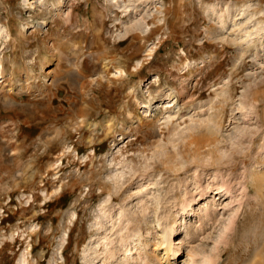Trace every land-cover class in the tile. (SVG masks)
I'll return each mask as SVG.
<instances>
[{"label": "rangeland", "instance_id": "rangeland-1", "mask_svg": "<svg viewBox=\"0 0 264 264\" xmlns=\"http://www.w3.org/2000/svg\"><path fill=\"white\" fill-rule=\"evenodd\" d=\"M0 62V264H264V0H0Z\"/></svg>", "mask_w": 264, "mask_h": 264}, {"label": "bare ground", "instance_id": "bare-ground-1", "mask_svg": "<svg viewBox=\"0 0 264 264\" xmlns=\"http://www.w3.org/2000/svg\"><path fill=\"white\" fill-rule=\"evenodd\" d=\"M262 1V0H261ZM2 69V70H1ZM5 71V70H4ZM3 66H2V64H1V62H0V75H3ZM30 72H32V71H30ZM30 72H27V73H29L30 74ZM50 72V71H49ZM119 72H122L123 73V69L122 68H120L119 69ZM28 74V75H29ZM0 81H1V79H0ZM165 230H164V233H162V237H163V243L164 242H167L168 240V242H167V245H166V253H172V251H173V248H172V246H171V240H170V236H172L171 235V233H172V231H171V229L170 228H164ZM208 264V263H207Z\"/></svg>", "mask_w": 264, "mask_h": 264}]
</instances>
